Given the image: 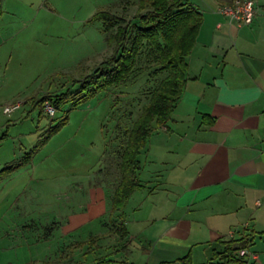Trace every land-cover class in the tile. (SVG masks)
Listing matches in <instances>:
<instances>
[{
  "label": "rangeland",
  "instance_id": "rangeland-1",
  "mask_svg": "<svg viewBox=\"0 0 264 264\" xmlns=\"http://www.w3.org/2000/svg\"><path fill=\"white\" fill-rule=\"evenodd\" d=\"M137 1L0 0V122L8 162L20 160L68 112L67 124L30 163L0 181V264H96L106 255L134 264H181L164 262L169 260L153 251L154 244L139 239L111 248L104 247L109 238L92 245L87 239L101 232L100 223L75 232L72 247L60 229L86 207L90 186L117 176L123 133L160 78L144 56L125 87L105 89L75 108L66 104L52 118L40 116L35 104L47 92H63L70 78L89 74L111 55L94 15L106 11L129 20ZM12 102L21 107L5 116L2 108ZM255 239L259 252L264 239ZM259 255L264 264V252Z\"/></svg>",
  "mask_w": 264,
  "mask_h": 264
},
{
  "label": "crops",
  "instance_id": "crops-1",
  "mask_svg": "<svg viewBox=\"0 0 264 264\" xmlns=\"http://www.w3.org/2000/svg\"><path fill=\"white\" fill-rule=\"evenodd\" d=\"M254 1L252 25L239 26L218 13L215 0H188L203 23L171 119L139 154L141 189L111 213L115 178L90 186L86 207L60 226L69 246L77 244L75 232L100 223L92 245L139 239L154 244L164 262L189 255L191 264H205L223 250L220 241L254 233L244 260L263 264L255 238L264 239V0ZM3 130L0 122V169L10 163ZM116 220L123 237L112 227Z\"/></svg>",
  "mask_w": 264,
  "mask_h": 264
},
{
  "label": "trees",
  "instance_id": "trees-1",
  "mask_svg": "<svg viewBox=\"0 0 264 264\" xmlns=\"http://www.w3.org/2000/svg\"><path fill=\"white\" fill-rule=\"evenodd\" d=\"M219 6L231 5L235 0H215ZM93 21L103 25L105 42L112 48L111 55L98 63L92 72L71 79V85L63 92H47L36 102L40 116L44 115V105L48 103L55 113L66 104L75 108L105 89L125 87L138 67V60L144 56L154 69L158 80L148 92L147 102L123 135L126 140L119 154L111 198V213L122 210L131 195L141 189L136 170L138 157L150 136L162 129L171 119L172 111L179 101L187 82V59L195 46L203 23V17L188 0H138L133 17L129 20L110 12L99 11ZM61 77L66 78L65 74ZM68 112L55 125H50L37 144L23 157L6 164L0 169V181L8 174L27 166L34 154L50 138L67 124ZM46 116V115H45ZM112 227L123 237L124 223L114 221ZM254 233L238 239L220 241L221 252H214L205 264H247L241 250L248 251ZM96 237L89 242H95ZM181 264H191L190 256L180 260ZM97 264H131L112 260L98 261Z\"/></svg>",
  "mask_w": 264,
  "mask_h": 264
},
{
  "label": "built area",
  "instance_id": "built-area-1",
  "mask_svg": "<svg viewBox=\"0 0 264 264\" xmlns=\"http://www.w3.org/2000/svg\"><path fill=\"white\" fill-rule=\"evenodd\" d=\"M218 13L226 18L229 24H237L239 26H250L253 23L256 10L254 0H235L231 5L220 6ZM21 107V103L12 102L2 108V112L5 116H10ZM44 114L52 118L55 115L54 109L48 104L44 105ZM245 250L239 252V256L246 255Z\"/></svg>",
  "mask_w": 264,
  "mask_h": 264
}]
</instances>
